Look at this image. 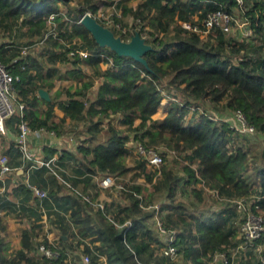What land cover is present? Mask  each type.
Listing matches in <instances>:
<instances>
[{
  "label": "trees",
  "instance_id": "trees-1",
  "mask_svg": "<svg viewBox=\"0 0 264 264\" xmlns=\"http://www.w3.org/2000/svg\"><path fill=\"white\" fill-rule=\"evenodd\" d=\"M97 1L0 0V27L12 36L0 42V61L19 76L13 91L24 104L23 118L13 112L0 134L10 138L1 146L11 171L25 164L16 145L18 123L25 119L31 129L53 130L57 137H65L66 130L76 134L62 144L51 137L44 146V157L56 155L53 165L71 186L88 194L90 187L101 190L98 179L105 174L122 183L109 214L110 202L94 207L45 165L28 170L29 182L47 192L41 201L25 177L0 179V264H79L78 254L71 251L75 236L76 245L81 237L87 239L80 251L89 256V264L100 262L99 253L105 255V264H233L237 253L231 257V249L244 242L237 221L250 213L264 216V0H242L244 12L237 0H137L132 6L119 0L111 8V21L97 14ZM214 9L248 19L253 35L242 36L234 25L232 32L214 28L202 36L180 23L192 13L200 22ZM86 11L122 38H129L132 28L144 35L151 45L142 55L146 64L99 44L78 22ZM125 14L132 20L123 31ZM50 28L55 36L36 43ZM23 46H28L25 54ZM80 49L87 55L81 56ZM55 78L71 84L57 88L49 100L40 97L38 89L51 90ZM55 108L63 111L58 119ZM235 110L254 131L240 134L220 116ZM157 111L164 114L154 118ZM243 140L260 144L254 149ZM136 142L189 156L177 170L160 164V175L148 189L136 179L145 171L143 158L137 156L140 171L130 173L135 166L127 158ZM153 170H146L150 181ZM127 175L130 180H125ZM9 192L11 200L5 197ZM96 195L90 194L92 199ZM40 203L60 233L56 243L45 235L38 239ZM5 208L28 220L16 249L6 240ZM155 211L162 227L172 231L168 243L159 238ZM40 242L59 248L58 259L43 255ZM263 242L264 229L234 264H263L261 251L255 249ZM166 244L176 247L175 256L162 252ZM219 252L227 254L228 263L214 260Z\"/></svg>",
  "mask_w": 264,
  "mask_h": 264
},
{
  "label": "built area",
  "instance_id": "built-area-1",
  "mask_svg": "<svg viewBox=\"0 0 264 264\" xmlns=\"http://www.w3.org/2000/svg\"><path fill=\"white\" fill-rule=\"evenodd\" d=\"M116 2H118V0H114L112 8H114ZM237 2L242 3V0H237ZM85 13L91 14L90 11H86L83 14ZM83 14L79 15L78 22H80V19L83 16ZM51 18L52 15L49 16V19ZM193 19H197V17L180 21L183 28L189 33H198L204 36L214 28H220L224 32L229 33L233 31L234 25L239 26L242 32L241 33L242 36H251L254 33L253 28L248 19L246 18L244 20L238 19L236 16L232 15L231 13L225 12L221 9H214L212 11L207 12L200 22ZM50 34H52V36H55V32H53V28H50L48 31H46V33H44V35L39 40H36V43L39 44L43 43ZM27 48L28 46H23L21 49V53L25 54ZM78 53L81 56L87 55V52L82 49L78 50ZM18 79L19 76L13 75L6 67V65L2 61H0V134H4L6 131L4 124L5 118L11 115L13 112L17 111L20 117L23 118L24 104L17 101L16 95L13 91V82ZM215 119H218V117L216 116ZM227 121H229L230 125L241 133L244 132L251 133L252 131H254V127L247 123L244 114L240 110L233 111L232 118ZM18 128H19V133H18V137H17L18 139L16 145L19 146L25 161V164L21 166V170L23 171V175L26 179L27 185L30 188H32L35 196H37V198L40 201L42 200V198H44L47 195V192L45 189L29 182L28 170L32 166L45 165L49 167L60 180L65 182V184L68 187H70V190H72L77 196H79L80 198H82L87 202H90V204H92L94 207H100V208L104 207L103 205H101L98 199H92L90 194L81 191L79 188L71 186L68 182H66L64 179L61 178V176L57 173L55 166L53 165L56 155H54L53 157L45 158L44 156H39L35 154L36 152L34 149L35 146L33 144V139L31 138V135L34 138H39L43 143L49 144L50 142L49 138L55 137L53 130L47 131L43 127L31 129L27 120L25 119H21L19 121ZM47 132L49 134H47ZM134 151L140 158H143L145 160V164L147 166L159 167V165L163 163V155L162 152L159 150V148H156L154 146H145L142 142H136L134 143ZM10 171H11V167L8 164V157L4 153H0V179L3 180L6 177V175L9 174ZM118 182L119 181H115L113 175L105 174L102 176L99 184L103 186H111V185H116ZM117 186L121 187L120 182L118 183ZM237 203L240 204L241 201H237ZM39 207L40 210L42 211V215L43 213H46L41 203ZM154 207L157 210L158 208L157 205H155ZM42 223L44 226L45 222L42 221ZM125 223L129 224V221L126 220ZM155 224L160 232H162L163 234H167L168 240H166V243L171 241L172 231H167L162 227L161 220L158 216L157 211H155ZM116 225L120 227V225L118 224ZM263 229H264V216L261 213L248 214L240 224V232H241L240 234L244 242L247 244L246 246L248 245L251 246L253 244V241L260 236ZM239 247H242L240 243L235 248H239ZM38 250L43 255H45L47 258L50 259H58V256L60 255L59 248L57 247L51 248L43 242L39 243ZM162 252L166 255L175 256L177 249L173 244H166V246L162 247ZM236 253L237 252H231L230 256L233 257ZM219 258L223 259L224 262H227V254L225 252H219L214 255V260H217ZM260 259L261 262L264 264L263 255L260 257ZM89 260L90 258L87 254H83L79 257V261L85 264H89Z\"/></svg>",
  "mask_w": 264,
  "mask_h": 264
},
{
  "label": "rangeland",
  "instance_id": "rangeland-1",
  "mask_svg": "<svg viewBox=\"0 0 264 264\" xmlns=\"http://www.w3.org/2000/svg\"><path fill=\"white\" fill-rule=\"evenodd\" d=\"M76 1H78V0H73V2H76ZM112 1L114 2V0H112ZM99 2H100V0H98L96 2L97 3V6L99 7L97 9V11L100 14L102 13L101 15H102L103 18H108L111 21L112 20L111 18H113L112 17V14H111V12H112V10H111L112 6L105 5V4L102 5ZM123 2H124L125 5L128 6V5H135L136 2H137V0H123ZM122 7L123 6L121 5L120 8H118V15H121V9H122ZM240 7L242 9V12H244V10H246V7L243 6V3L240 5ZM60 9H61V11H65V6L63 4H61ZM130 15L131 14H125V16H124L125 17V21H126L125 29L126 28L127 29L130 28V24L129 23H131V20H132V17ZM125 29H122V30L125 31ZM130 30L135 31L134 28H132ZM115 35H117V34H115ZM11 37L12 36H10V32L3 31L2 28L0 27V42H9L11 40ZM15 48L16 47H13V50L14 51H15ZM68 84H69V80H67V79H58V78H55L54 79V87H56V88L57 87L58 88L59 87L60 88H64ZM50 91L52 93L54 92V90H52V89ZM219 110H220V112H223L224 111L223 107H221V106H220ZM160 114H162V113H160V112L157 111L153 116H160ZM232 115H233V112H231V113L226 112V113L220 114V116H222L221 118L224 119V120H230L232 118ZM137 122H138V119L135 120V123H137ZM69 124H70L69 121H66V128H68V129H70L69 128ZM237 131L238 130H236V132ZM66 132L68 133V130H66ZM238 133L243 134V133H241L239 131H238ZM61 135H63V134H61ZM64 135H71V136L74 135L75 136L76 134L73 133V132H71L70 134H64ZM60 137H63V136H60ZM65 137L62 138V141L63 140H65V141H69L70 140V136L67 139ZM243 138H244V135L243 136H240V141ZM0 139H1V142L2 141H5L7 139H8V141L10 140V138H6L3 135H0ZM243 141H244L245 144H248L250 147H252L254 149L257 148V146L260 144V141H257V142H254V143H248V141H245V140H243ZM159 150L162 152V155H163V164L169 166L170 168H172L174 170H177V169L180 168V165H181L182 160L176 158V155L177 154H175V152L169 151V150L165 149L164 146H160L159 147ZM0 153H2V146L1 145H0ZM130 154H131L130 159H131V157L138 156L134 150ZM153 168H155V170H153ZM147 169L154 171V174L149 173V174L152 175V180L151 181L148 180V176H147L148 174L146 173L147 172L146 171ZM139 171H140L139 166L137 164H135L134 169L130 173L139 172ZM158 175H160V169H159V167L147 166L145 164V171L144 172H140V174H138V176H137L136 179L138 181L143 182L148 187V189H150L151 188V184L154 181V178L156 176H158ZM101 178L102 177H99V183H100ZM125 180H130L129 175L126 176ZM118 183L116 185H111V186H103V185H100L99 184V186L101 187L102 190H100L98 187H96L95 189H93L92 187H90L89 190H87L89 192V194H92V192H91L92 190L91 189H93L94 192H95V190H97V195L96 196H99V194H101V195H105L106 194L105 197L99 196L100 198H97V197L96 198L99 200V202L103 206H104V201L110 202V211H109V214H112L111 212L113 211V207L116 205V203H118V200L117 199H119V195H121V194L118 195V190L121 189L122 183H120L121 184V187H118L117 186ZM261 214H263V212H261ZM154 217H155V215H154ZM239 218H243V216L241 215V216H239ZM41 221L45 222V224L43 226V233L41 235H39V240L42 238L43 234L45 233V235L47 237V240L49 242H55V240L57 242V240H58V238L60 236V233H59L57 227L54 226V224H49V218L47 217V214L46 213H43L42 218H41ZM237 222L239 224L241 223V221H237ZM48 227H50V229H48ZM237 237L238 238L240 237L239 232L237 233ZM159 238L164 242V241H166L167 234H162L161 233L159 235ZM77 240H78V237L75 236L74 239H73V242H72V246H71L72 250L71 251L72 252H76L78 254V256L80 257L81 255H83V253L80 251L81 248H82L81 246L86 242L87 239L84 238V237H81V241H80L79 245H76ZM243 243H240V245L242 247L235 248V249H231V252H237V254H236L237 256H236L235 262L237 261V258H238V255H240V252H244V249L246 248V245L247 244L245 242H243ZM76 247H78V248H76ZM255 249L260 250L261 253H262V255L264 256V244L263 243H261V244L259 243L258 246ZM79 257L77 259V262H80V261H78L79 260ZM98 258L100 260V262H98V263L103 264L106 257H105L104 254L99 253ZM235 262H233V264ZM81 263H83V262H81ZM83 264H85V263H83Z\"/></svg>",
  "mask_w": 264,
  "mask_h": 264
},
{
  "label": "crops",
  "instance_id": "crops-1",
  "mask_svg": "<svg viewBox=\"0 0 264 264\" xmlns=\"http://www.w3.org/2000/svg\"><path fill=\"white\" fill-rule=\"evenodd\" d=\"M102 5H104V2L102 0H100V2ZM132 6V5H131ZM99 8V7H98ZM99 13V12H98ZM97 13V14H98ZM100 14V13H99ZM190 17L192 18H196L197 17V14L196 13H192L190 15ZM125 29V28H124ZM120 35V34H119ZM121 36V35H120ZM144 36V35H143ZM122 37V36H121ZM124 39H128V38H124ZM104 66V65H103ZM71 84V81L69 80V84ZM58 88V87H57ZM56 87L53 86L52 90H56L57 89ZM46 90H48L47 88H45ZM49 92V95H50V98L53 97L54 95V92L52 93L50 90L48 91ZM162 114H160V116H153L154 118L156 117H161L164 113L162 111H158ZM63 115V111L60 109V108H55V119H58L59 117H61ZM68 121V120H66ZM69 133V132H68ZM71 133V132H70ZM69 133V134H70ZM67 134V133H66ZM69 137V135H66V139ZM15 138V137H14ZM31 138L33 139V144L35 146V154L36 155H39V156H44L45 154V148L44 146L45 145H49L47 143H43L39 138H34L32 135H31ZM51 138V137H50ZM49 138V141H51ZM55 140H57L58 142H60L59 144H62V143H65V142H68V141H65L63 140L62 141V138L63 137H60V136H56L55 135ZM9 141L7 140V143ZM3 143V141L1 142V139H0V145ZM10 143V142H9ZM50 143V142H49ZM56 154V152L54 153ZM186 156H189V154H185ZM131 156V155H130ZM130 156L127 158V160H131V165H133V167L135 166V164H137V156H134V157H131L130 159ZM186 156H180V155H176V158L177 159H181V160H186ZM184 157V158H183ZM13 171L9 172L10 174L6 175V176H9V178H12V180H19V179H23L24 178V175H23V171L21 170V167L18 165V166H13ZM148 170V169H147ZM99 180V179H98ZM33 184V183H32ZM99 184V182H98ZM3 184L0 185V194L3 192L2 186ZM96 188V187H95ZM94 188V189H95ZM102 190V189H101ZM97 190H95L96 192ZM92 195L95 193L92 189ZM62 192H59V194H61ZM99 196L101 197H105V195H101L99 194ZM99 196H96L97 198H100ZM6 198L10 199L12 198V193L9 192L5 195ZM95 197V199H97ZM236 200H239L238 198ZM16 212V213H15ZM10 211L8 208H5L2 210V213H3V217H4V220L6 221V224H7V229H6V240L10 243V249H16L18 247H20V231L23 227H26V225L28 224V220L26 217L22 216V215H19V211ZM40 222L42 223V221L40 220ZM49 224H53L50 220H49ZM50 229V227H49ZM43 233V223H42V231H41V234ZM40 234V235H41ZM45 235V233L43 234V236ZM42 236V237H43ZM46 236V235H45ZM39 239V237H38ZM56 241V240H55ZM264 244V242H263ZM79 264H83L81 262H78Z\"/></svg>",
  "mask_w": 264,
  "mask_h": 264
},
{
  "label": "water",
  "instance_id": "water-1",
  "mask_svg": "<svg viewBox=\"0 0 264 264\" xmlns=\"http://www.w3.org/2000/svg\"><path fill=\"white\" fill-rule=\"evenodd\" d=\"M80 22L91 32L99 44L108 45L118 54L129 55L146 64L142 55L151 45L137 30L133 31L128 39H124L118 34L115 35L109 27L101 24L92 14H83ZM38 93L40 97L46 100L50 99L49 92L45 88L40 87Z\"/></svg>",
  "mask_w": 264,
  "mask_h": 264
},
{
  "label": "bare ground",
  "instance_id": "bare-ground-1",
  "mask_svg": "<svg viewBox=\"0 0 264 264\" xmlns=\"http://www.w3.org/2000/svg\"><path fill=\"white\" fill-rule=\"evenodd\" d=\"M244 244V243H243Z\"/></svg>",
  "mask_w": 264,
  "mask_h": 264
}]
</instances>
